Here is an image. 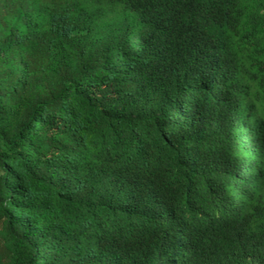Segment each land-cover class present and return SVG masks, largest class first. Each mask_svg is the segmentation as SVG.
<instances>
[{"label": "trees", "instance_id": "trees-1", "mask_svg": "<svg viewBox=\"0 0 264 264\" xmlns=\"http://www.w3.org/2000/svg\"><path fill=\"white\" fill-rule=\"evenodd\" d=\"M0 264H264V0H0Z\"/></svg>", "mask_w": 264, "mask_h": 264}]
</instances>
